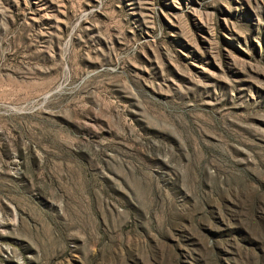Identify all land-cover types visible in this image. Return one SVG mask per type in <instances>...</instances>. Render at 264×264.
<instances>
[{
	"label": "rangeland",
	"instance_id": "1",
	"mask_svg": "<svg viewBox=\"0 0 264 264\" xmlns=\"http://www.w3.org/2000/svg\"><path fill=\"white\" fill-rule=\"evenodd\" d=\"M0 264H264V0H0Z\"/></svg>",
	"mask_w": 264,
	"mask_h": 264
}]
</instances>
